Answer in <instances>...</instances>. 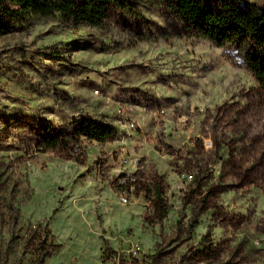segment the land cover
I'll use <instances>...</instances> for the list:
<instances>
[{
  "label": "rangeland",
  "instance_id": "rangeland-1",
  "mask_svg": "<svg viewBox=\"0 0 264 264\" xmlns=\"http://www.w3.org/2000/svg\"><path fill=\"white\" fill-rule=\"evenodd\" d=\"M85 119L118 138L89 140ZM46 134L67 148L40 151ZM40 249L45 264H264V84L244 50L145 0L102 26L54 15L1 35L0 264Z\"/></svg>",
  "mask_w": 264,
  "mask_h": 264
},
{
  "label": "trees",
  "instance_id": "trees-1",
  "mask_svg": "<svg viewBox=\"0 0 264 264\" xmlns=\"http://www.w3.org/2000/svg\"><path fill=\"white\" fill-rule=\"evenodd\" d=\"M145 1L167 5L198 35L208 37L220 46L233 45L243 49L248 68L264 84V8L240 0ZM134 3L135 0H0V36L18 30L22 23L33 17L60 15L77 25L102 26L109 18L111 7L124 9ZM76 129L91 141L108 142L119 136L116 127L109 123L86 119L80 121ZM65 142L58 135L46 134L37 146L42 152H54L68 145ZM77 160L85 162L86 157ZM19 216L17 209L16 217ZM33 227L37 228L36 225ZM44 235V232L38 235L40 242L46 240ZM49 256V251L40 249L34 264H45ZM156 257L157 253L135 259V264H155Z\"/></svg>",
  "mask_w": 264,
  "mask_h": 264
},
{
  "label": "built area",
  "instance_id": "built-area-1",
  "mask_svg": "<svg viewBox=\"0 0 264 264\" xmlns=\"http://www.w3.org/2000/svg\"><path fill=\"white\" fill-rule=\"evenodd\" d=\"M77 152L80 151L77 147ZM121 161L123 164L128 163L127 157L122 155ZM186 175V174H185ZM187 177H191L190 175H186ZM119 186L121 188L120 191V198L123 203H128L130 200V195H134L135 189H137V180L135 176L133 175H126V174H121L119 175L118 178Z\"/></svg>",
  "mask_w": 264,
  "mask_h": 264
}]
</instances>
